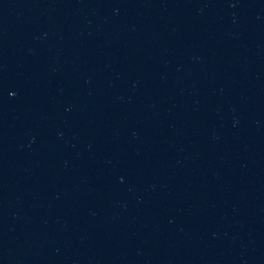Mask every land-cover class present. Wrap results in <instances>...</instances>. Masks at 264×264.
I'll list each match as a JSON object with an SVG mask.
<instances>
[{"label": "water", "instance_id": "1", "mask_svg": "<svg viewBox=\"0 0 264 264\" xmlns=\"http://www.w3.org/2000/svg\"><path fill=\"white\" fill-rule=\"evenodd\" d=\"M0 264H264V0H0Z\"/></svg>", "mask_w": 264, "mask_h": 264}]
</instances>
